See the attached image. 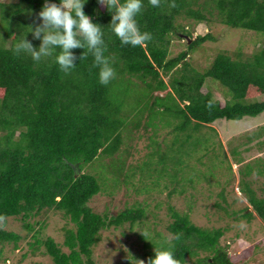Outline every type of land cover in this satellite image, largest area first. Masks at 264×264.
<instances>
[{
	"label": "trees",
	"instance_id": "16d2710c",
	"mask_svg": "<svg viewBox=\"0 0 264 264\" xmlns=\"http://www.w3.org/2000/svg\"><path fill=\"white\" fill-rule=\"evenodd\" d=\"M44 2L0 0V215L6 216V220L19 218L24 228L32 231L30 218L41 216L40 222H36L43 227L47 212L61 213L73 224V227H64L62 245L51 236L38 237L37 230L27 242L29 251L35 254L43 248L41 254L49 256L52 264H95L92 253L101 239L100 230L135 223L144 216L145 209L136 200L115 215L93 211L88 203L100 192L101 185L94 175L82 172L84 164L98 155H106L122 161L125 167L139 152L137 134L149 131L143 148L153 143L152 152H144L139 158L142 162L134 168L127 166L126 170H130L121 182L135 185L133 171L137 168L142 188L137 190L139 193L154 190L161 180L164 186L172 187L171 192H176L173 189L176 186L183 187L179 193L187 184L193 186L198 175L192 169L194 143L199 144L203 128L211 134L209 142L218 137L217 130L211 126L214 121L240 120L264 111V0H174L177 7L168 6L172 0H162L160 8L142 0L144 7L136 17L137 23L141 31L153 36L142 47L122 45L111 31L112 13L107 6L98 0H85L83 11L101 27L108 47L106 55L114 58L116 77L106 86L99 83L98 70H90V55L84 61L77 59L76 68L68 75L59 70L53 58L36 63L30 56L13 55L11 49L23 37L34 47L39 46L40 40L33 39L30 26L40 22L36 16ZM49 2L59 4L60 0ZM216 10L219 21L228 27L260 33V44L246 55H242L241 46L233 56L219 52L202 72L188 70V56L193 48L213 41L214 35L210 30L192 38L191 31L178 19L210 23ZM172 37L186 42V50L176 56L169 55ZM188 38L192 39L190 43ZM72 51L79 58L86 49ZM163 76H169L168 83ZM207 79L220 82L230 95L223 93V98H216ZM135 96L137 104L128 103ZM259 96L262 97L259 101H249ZM209 103L213 105L211 111L206 107ZM158 111L161 114L153 121ZM164 126L169 128L170 139L161 143L157 135ZM245 135L243 144H234L230 151L239 165L238 185L253 210L264 220V197H258L251 181L246 179L251 173L264 176V156L241 164L239 151L240 146L250 151L253 146L247 147V144L254 139H259L254 144L257 148L264 147V125L252 136ZM152 137L158 143L149 142ZM218 143L225 153L220 139ZM152 155L157 160L149 165L150 159L146 158ZM200 155L196 161L202 163L205 159ZM120 169L115 171L119 174ZM231 169L229 163L227 171L230 173ZM232 175H228L226 184L233 181ZM222 188L221 197L224 196ZM246 209L247 206L234 213L250 220L253 212H245ZM169 212L173 218L167 226L173 234L171 241H165L155 232L144 247L171 248L180 264H188L189 258H195L196 264H233L219 244L223 229L200 228L190 222L187 214H180L171 206ZM177 234L179 239L175 238ZM22 238L19 232L0 227V264L6 261L5 245L16 248ZM200 252L207 254L200 256ZM146 253L148 259L155 255V251Z\"/></svg>",
	"mask_w": 264,
	"mask_h": 264
},
{
	"label": "rangeland",
	"instance_id": "374dc122",
	"mask_svg": "<svg viewBox=\"0 0 264 264\" xmlns=\"http://www.w3.org/2000/svg\"><path fill=\"white\" fill-rule=\"evenodd\" d=\"M3 1L14 2L17 0ZM211 20L210 23H195L189 18L178 19V22L191 31L192 38L197 34L203 35L210 30L213 31L214 35L213 41H207L206 43H202V46L198 45L193 48L191 54L188 56V70L194 69L202 72L211 64L213 58L219 52L224 51L233 56L241 46L240 51L242 55H246L255 50L260 44V33L248 31L243 28L228 27L219 21L217 10L213 11ZM186 48L184 39L172 37L169 46V55L176 56L180 51L186 50ZM172 72L175 74L176 69ZM163 79L167 83L169 82V76H163ZM207 82L211 85L216 98L222 97L223 93L224 95H230L227 88L217 80L207 79ZM136 88L137 91L140 90V87L138 88L137 86ZM203 91L205 90L203 89ZM260 99H262L261 96L250 99L249 101H259ZM129 100L131 101V97ZM130 101L128 103L136 105V96L133 97V102ZM158 112L155 113L154 118L151 116L153 121L161 114L160 111ZM135 114H132V117ZM164 117H166L165 120L167 121V114ZM262 125H264V111L255 117H244L240 120H216L211 126H214L217 130L219 138L214 137V141L209 142L207 140L208 137H211V134H209L206 128H203V135L201 136L199 144L197 142L194 143L195 151L192 157V169L198 173V175H195L196 180L194 182L196 183L193 186L187 184L182 193H179V190L183 187L176 186L173 188L176 189V192H171L172 187L164 186V181L161 179H159L161 182L157 183L154 190L147 193H139L138 191L142 188H140L141 185L138 182V178L140 177L138 176L139 169L137 168L133 171L135 175L133 182L135 185H128L125 182H121L129 168H134L138 165V162H142L143 159L140 160L139 158L144 152H152L153 143L147 146L146 149L143 148L145 143H147L146 137H148L149 131L144 133L139 131L137 134L140 137L137 140L139 152L131 157L129 162L125 163V167L122 161L106 155H98L89 163L84 164L82 172L94 175L101 185L100 192L88 203L93 211L101 215H115L126 207H130L136 200L141 202V205L145 209L144 216L135 223L126 222L118 227L110 226L100 230L101 239L93 248L92 253L95 264H139L138 260H144L145 264H147L148 255L146 252H153L156 248L154 246L144 247L143 244L147 240H152L155 232H159L167 242H170L173 238V234L167 229V226L173 219L169 212V206L180 214H187L190 222L200 228L223 229V235L219 238V244L223 246L233 264H264V220L259 218L253 210L252 205L247 201V198L238 185L239 165L234 160L230 151V148L234 144H243L242 139L245 134V136H252L254 131L259 130ZM168 130L169 128L164 126L162 130L160 129L158 131L157 138L161 143L170 139L169 133H167ZM231 138L233 139L231 140ZM218 139H220L226 155L223 153ZM151 141L158 143L155 137H152L149 142ZM256 141H259V139H254L247 144V147L253 146L250 151L245 150L242 146L239 147L240 149L238 148L241 164L249 163L255 157L264 156V147L261 149L257 148V145H254ZM208 144L209 146H207ZM205 153H208L210 158ZM200 154L202 156L204 155L205 159V161L202 159V163L196 161L197 158L201 157ZM121 158L126 160L125 157ZM156 158L157 156L153 157L152 155L146 159H150V165L156 162ZM111 163L112 165L110 166ZM229 163L232 167V172L230 173L227 171ZM195 164L196 166H194ZM121 165L123 166L120 169ZM127 166L129 168L126 170ZM118 169L121 170L119 174L116 172ZM153 175L155 174L153 173ZM228 175L233 176V181L230 179V183L226 184ZM178 178L182 183L185 182L183 177L178 176ZM246 179L251 181V188L255 190L256 195L258 197H264V176L251 173ZM222 187H224L223 197L219 195V192L223 189ZM169 191L171 195L167 198ZM218 204L223 206L222 209L219 208ZM246 206L253 212V217L250 220H247L245 217H239L234 213L235 211L239 212ZM45 216L46 219L43 227L36 222L37 220L39 221L41 216H35L29 219L33 223L32 231L24 228L19 218H7L6 226L3 228L19 232L23 235V238L16 248L10 244L5 245L4 256L6 257V261L4 263L1 261L3 264H52L49 256L41 254L43 248L39 249L40 251L35 254H32L29 251L27 242L32 239L34 232L39 230L38 237L45 238L51 236L58 244L62 245L64 227H73V224L63 218L59 212L49 211ZM241 224L244 225L243 228L240 227ZM140 236H145L146 239ZM63 250H67L66 247H63ZM206 254L205 252L199 253L200 256ZM187 262L188 264H196L195 258H189Z\"/></svg>",
	"mask_w": 264,
	"mask_h": 264
},
{
	"label": "clouds",
	"instance_id": "9594fccd",
	"mask_svg": "<svg viewBox=\"0 0 264 264\" xmlns=\"http://www.w3.org/2000/svg\"><path fill=\"white\" fill-rule=\"evenodd\" d=\"M107 6L112 13L109 23L111 31L120 40L122 45L144 46L153 36L148 31H141L137 23V15L141 13L144 5L142 0H98ZM85 0H60L59 4L45 0L36 19L39 23L30 26L33 39L40 40L38 47L23 37L15 43L11 51L14 56H30L40 63L42 60L53 58L59 70L65 75L76 68L77 59L84 61L92 57L91 69L98 70V81L101 85H108L116 77L112 66L113 57L106 55L108 47L103 39L101 27L93 23L91 18L83 11ZM154 8L162 6V0H148ZM177 7L174 0L168 5ZM83 49L77 58L73 49ZM211 111L213 105H206ZM6 226V216L0 215V227ZM244 227L243 224L240 225ZM145 235V234H142ZM176 239L180 238L177 234ZM154 257H150L147 264H180L171 251V248L154 249ZM145 264L144 260H138Z\"/></svg>",
	"mask_w": 264,
	"mask_h": 264
},
{
	"label": "water",
	"instance_id": "95a60500",
	"mask_svg": "<svg viewBox=\"0 0 264 264\" xmlns=\"http://www.w3.org/2000/svg\"><path fill=\"white\" fill-rule=\"evenodd\" d=\"M190 40H191V39L188 38V39H187V42L190 43ZM248 210H249V209H247L245 212H247Z\"/></svg>",
	"mask_w": 264,
	"mask_h": 264
}]
</instances>
